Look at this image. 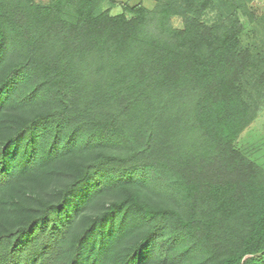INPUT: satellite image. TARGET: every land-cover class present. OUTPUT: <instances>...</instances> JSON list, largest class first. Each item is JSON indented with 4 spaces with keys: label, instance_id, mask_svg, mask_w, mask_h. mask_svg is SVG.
<instances>
[{
    "label": "trees",
    "instance_id": "1",
    "mask_svg": "<svg viewBox=\"0 0 264 264\" xmlns=\"http://www.w3.org/2000/svg\"><path fill=\"white\" fill-rule=\"evenodd\" d=\"M152 1L0 0V264H264L253 0Z\"/></svg>",
    "mask_w": 264,
    "mask_h": 264
},
{
    "label": "rangeland",
    "instance_id": "2",
    "mask_svg": "<svg viewBox=\"0 0 264 264\" xmlns=\"http://www.w3.org/2000/svg\"><path fill=\"white\" fill-rule=\"evenodd\" d=\"M36 2L45 3L47 0H35ZM124 1V0H118ZM132 2L137 0H131ZM144 5L151 7L152 0H144ZM250 8L254 14V19L247 24L246 31L243 34L245 42H258L263 36L264 32V2L260 0H253ZM120 6H114L110 9L111 14L118 13ZM172 23L176 27H181V20L177 17L172 18ZM235 148L245 152L250 158L259 162H264V109H262L252 123L246 127L239 135L235 142Z\"/></svg>",
    "mask_w": 264,
    "mask_h": 264
},
{
    "label": "built area",
    "instance_id": "3",
    "mask_svg": "<svg viewBox=\"0 0 264 264\" xmlns=\"http://www.w3.org/2000/svg\"><path fill=\"white\" fill-rule=\"evenodd\" d=\"M260 1L264 2V0H260Z\"/></svg>",
    "mask_w": 264,
    "mask_h": 264
}]
</instances>
